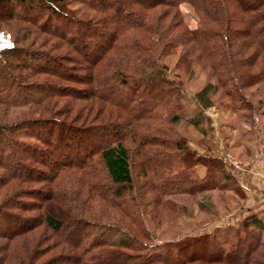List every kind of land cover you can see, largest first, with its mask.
I'll return each mask as SVG.
<instances>
[{
  "label": "trees",
  "instance_id": "trees-1",
  "mask_svg": "<svg viewBox=\"0 0 264 264\" xmlns=\"http://www.w3.org/2000/svg\"><path fill=\"white\" fill-rule=\"evenodd\" d=\"M66 1L0 0V31L13 41L0 49V112L26 107L21 120L0 123V264H264V222L254 214L224 244L210 234L153 244L145 221L158 226L161 210L175 211L168 196L238 184L220 157L197 155L175 134L180 86L142 74L180 47L185 68L213 79L195 93L199 105L211 106L213 88L250 109L242 89L264 95V0H73L94 15ZM30 180L43 188L23 185ZM40 224L61 251L45 256L50 249L28 243Z\"/></svg>",
  "mask_w": 264,
  "mask_h": 264
},
{
  "label": "rangeland",
  "instance_id": "rangeland-1",
  "mask_svg": "<svg viewBox=\"0 0 264 264\" xmlns=\"http://www.w3.org/2000/svg\"><path fill=\"white\" fill-rule=\"evenodd\" d=\"M65 3V7L74 11L75 14L80 15L85 12L94 15L92 11L83 9L73 0H67ZM179 9L187 27H196L197 20L193 10L186 3H180ZM0 35L5 39L1 42L5 46L3 48L13 45L8 32L0 31ZM179 49L180 47L174 48L167 55L160 56L151 68L142 69L144 75L162 73L180 86L179 97L171 103L178 115V120L172 124L175 134L182 139L189 150L197 155L220 157L224 162L223 169L230 172L235 180V177L238 178L240 174L256 176L258 180H253L251 183L257 188L250 193L242 189L240 182L236 180L238 186L235 189L230 183L225 184L217 176L213 181L218 186L225 184L223 187L202 191L195 188L189 192L172 194L168 196V199L173 203L175 211L171 213V211L161 210L163 218L160 219L158 226L147 219L145 224L154 235L153 244L157 246L169 243L171 240L202 234L215 235L224 244L233 234H240L241 223L249 215L254 214L264 222V102H262L264 95L258 92L259 86L242 89L245 99L251 102V108L247 109L238 101L233 105L231 99L223 95L219 89L211 88L207 93L211 106L203 108L194 95L205 84L213 83V79L207 77L196 64L185 68L178 58ZM67 54L76 57L73 51ZM77 62L79 70L76 72H83L84 59L80 57ZM4 74L5 71L0 67V78ZM74 86L84 88L82 84ZM117 94V98H124L122 90L114 93V95ZM99 112L96 123L100 124L102 122L99 120H103L104 112L100 108ZM21 116H26V107L9 108L6 112H0V123L12 124L21 120ZM14 137L21 141L29 140L23 134L16 133ZM228 156L237 162L236 167L229 163ZM43 170L46 174L49 172L46 167ZM133 170L134 177L139 167L136 166ZM193 170L198 178L204 173V167L200 164L194 165ZM142 179V176L138 177L139 181ZM34 180L23 185L43 188L42 184L45 181ZM34 200L39 206L42 204L40 199L34 197ZM15 212L21 216L35 217L40 213L38 209ZM122 235L127 234H118L114 241L120 240ZM28 236L25 237H28V240L31 238L28 241L30 245L39 242L45 250L50 249L45 256L61 251L62 244L44 224L36 226ZM262 238L264 239V231ZM192 249L193 247L190 250Z\"/></svg>",
  "mask_w": 264,
  "mask_h": 264
},
{
  "label": "crops",
  "instance_id": "crops-1",
  "mask_svg": "<svg viewBox=\"0 0 264 264\" xmlns=\"http://www.w3.org/2000/svg\"><path fill=\"white\" fill-rule=\"evenodd\" d=\"M235 178H236V180H238L240 182L242 189H244L245 191L252 193V191H254V189L257 188V186H252L253 183H251V182H253V180H258V178L254 175L240 174L238 178L237 177H235ZM249 180H250V182H249Z\"/></svg>",
  "mask_w": 264,
  "mask_h": 264
},
{
  "label": "built area",
  "instance_id": "built-area-1",
  "mask_svg": "<svg viewBox=\"0 0 264 264\" xmlns=\"http://www.w3.org/2000/svg\"><path fill=\"white\" fill-rule=\"evenodd\" d=\"M1 37H2V35H0V49L3 48V47H5L3 44H1L2 40L4 41L5 39H4V38H1ZM6 42H7V41H6ZM7 43H8V42H7ZM254 120H255V119H254ZM228 161H229V163L232 164L234 167L237 166V162L234 161L230 156H228Z\"/></svg>",
  "mask_w": 264,
  "mask_h": 264
}]
</instances>
